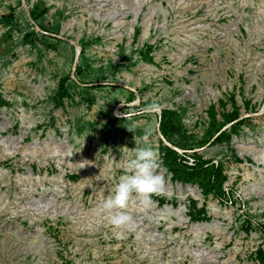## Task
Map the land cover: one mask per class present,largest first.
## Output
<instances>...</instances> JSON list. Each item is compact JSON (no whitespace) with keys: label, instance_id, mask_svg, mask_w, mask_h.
<instances>
[{"label":"rangeland","instance_id":"rangeland-1","mask_svg":"<svg viewBox=\"0 0 264 264\" xmlns=\"http://www.w3.org/2000/svg\"><path fill=\"white\" fill-rule=\"evenodd\" d=\"M11 10L0 19V264H263L264 0H0V18ZM211 105L219 122L238 108L229 140L209 138ZM163 108L179 112L184 147L165 141L189 163L220 164L222 196L171 178ZM143 145L158 153L162 190L134 195L130 224L112 227L98 204Z\"/></svg>","mask_w":264,"mask_h":264},{"label":"trees","instance_id":"trees-1","mask_svg":"<svg viewBox=\"0 0 264 264\" xmlns=\"http://www.w3.org/2000/svg\"><path fill=\"white\" fill-rule=\"evenodd\" d=\"M14 10L10 13H5L1 15V20L5 23H10L14 19ZM45 11H41V15ZM38 13L35 10L30 11V16L35 20L38 17ZM32 33H26L24 38L29 40ZM9 37V36H7ZM7 40L4 38L3 42ZM152 49L151 45L146 46V50L142 52V57L144 61L148 63H154L153 57L150 54ZM77 73H79L80 68L76 67ZM68 77L61 79L59 87L56 91L55 98L59 103L62 102L63 98L67 95L65 82ZM131 95L133 93L131 92ZM5 100L0 94V105L5 104ZM210 120L212 127V134L209 138H213V141L229 140V135L226 132L224 126L230 124V130L237 131L242 119L238 120L239 111L237 107H234L230 112L222 113V121L219 122L216 119V113L214 110V105L210 107ZM159 130L164 139L170 142L175 147L183 148L184 144L179 140V137L183 134V128L181 125V116L179 112L174 109L163 108L161 109L159 115ZM162 158L163 164L167 170L171 173V178L173 180L180 181L182 183H195L200 188L204 195L212 194L215 197H220L224 194L223 182L226 179L220 164L211 163L202 159L201 157L195 155L191 163L188 162V158L185 154L178 152L176 148H172L168 145H164L162 148ZM205 207L202 206L194 212L191 216L192 219L199 218L205 213ZM259 259L264 264V252L259 253Z\"/></svg>","mask_w":264,"mask_h":264},{"label":"clouds","instance_id":"clouds-1","mask_svg":"<svg viewBox=\"0 0 264 264\" xmlns=\"http://www.w3.org/2000/svg\"><path fill=\"white\" fill-rule=\"evenodd\" d=\"M158 159L157 151L150 145L138 146L129 154L110 192L98 204L99 210L107 213L105 219L110 226L119 228L130 224L128 208L134 195L147 203L151 194L162 190Z\"/></svg>","mask_w":264,"mask_h":264},{"label":"water","instance_id":"water-1","mask_svg":"<svg viewBox=\"0 0 264 264\" xmlns=\"http://www.w3.org/2000/svg\"><path fill=\"white\" fill-rule=\"evenodd\" d=\"M79 50H80V49L78 48V51H77V54H76V60H77L78 57H79ZM160 112H161V110L159 109V110H158V114H159V115H160ZM158 126H159V123H158ZM159 134H160L162 140L164 141V143H165L166 145L172 147L167 141H165L164 137L162 136V134H161L160 132H159ZM172 148H174V147H172Z\"/></svg>","mask_w":264,"mask_h":264}]
</instances>
